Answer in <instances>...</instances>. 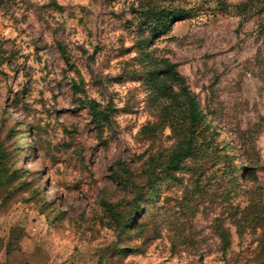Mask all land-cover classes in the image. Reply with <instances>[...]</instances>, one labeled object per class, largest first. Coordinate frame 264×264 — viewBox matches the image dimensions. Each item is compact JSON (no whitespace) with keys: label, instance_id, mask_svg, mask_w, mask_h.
<instances>
[{"label":"rangeland","instance_id":"obj_1","mask_svg":"<svg viewBox=\"0 0 264 264\" xmlns=\"http://www.w3.org/2000/svg\"><path fill=\"white\" fill-rule=\"evenodd\" d=\"M0 264H264V0H0Z\"/></svg>","mask_w":264,"mask_h":264},{"label":"trees","instance_id":"obj_2","mask_svg":"<svg viewBox=\"0 0 264 264\" xmlns=\"http://www.w3.org/2000/svg\"><path fill=\"white\" fill-rule=\"evenodd\" d=\"M160 14H165L168 19H183L186 16L185 10L181 8L167 10V11L161 10ZM58 49L63 55L65 61L68 62L67 57H65L63 47L58 46ZM86 105L91 115L93 116V118H96L98 120H103V121L108 120L107 113L98 109L96 107V104L93 101H88ZM186 111H187L188 118L192 124L198 123L199 121L204 119L203 112H201L195 100L190 96L187 98V110ZM189 152H190V149L188 147H185L184 149L179 150L178 152H176L175 154L171 156L170 161H168L169 164L172 166H175L178 162H180L183 158H185L189 154ZM135 204H136V201H134V205ZM105 207L112 221L115 224H122V221L119 219L118 213L110 205H105ZM134 207L135 206H133V209H131L132 210L131 214L134 213ZM131 214H129L128 216H130ZM226 245L227 243L225 242L224 246Z\"/></svg>","mask_w":264,"mask_h":264}]
</instances>
